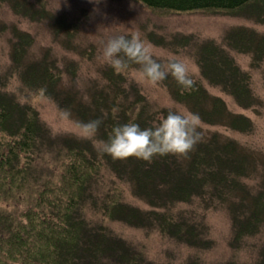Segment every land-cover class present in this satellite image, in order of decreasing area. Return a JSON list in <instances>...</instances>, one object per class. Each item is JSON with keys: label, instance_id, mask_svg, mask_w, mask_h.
Here are the masks:
<instances>
[{"label": "trees", "instance_id": "1", "mask_svg": "<svg viewBox=\"0 0 264 264\" xmlns=\"http://www.w3.org/2000/svg\"><path fill=\"white\" fill-rule=\"evenodd\" d=\"M8 1L15 13L29 20H50L55 39L62 38V21L46 11L43 0L35 5ZM135 1L170 14H242L264 25V0ZM9 36L10 65L0 78V87L16 77L23 89L49 98L79 126L99 120L96 140H106L117 124L131 121L149 127L169 110H155L129 82L125 71L140 67L133 61L120 73L112 67L100 69L101 79L90 81L87 94L79 88L80 67L73 60L60 58L49 47L36 51L35 37L16 26ZM224 42L227 49L249 55L252 70H264V34L237 28L227 33ZM61 43L67 52L78 49L72 41ZM196 57L200 77L192 78L190 90L182 91L172 76L164 79L174 101L198 114L204 126L251 133L252 122L232 113L223 98L206 88L218 89L241 109H258L262 102L253 91L251 72L242 71L229 52L213 42L204 43ZM1 90L0 264H155L110 229L108 225L115 222L205 252L212 243L204 222L187 212H176L179 206L195 201L222 205L229 211L233 250L248 238L263 236L252 264H264V158L227 136L198 126L200 137L187 154L156 155L151 161L133 156L114 159L98 153L89 139L62 138L55 141L61 144L58 164L49 174L38 176L33 170L37 159L51 154L55 142L49 140L51 134L35 109ZM45 147L49 153H42ZM104 171L128 184L132 195L150 209L126 205L116 182L102 200L96 196L94 190ZM98 204L102 221L94 224L87 213ZM235 261L227 264H239Z\"/></svg>", "mask_w": 264, "mask_h": 264}, {"label": "rangeland", "instance_id": "2", "mask_svg": "<svg viewBox=\"0 0 264 264\" xmlns=\"http://www.w3.org/2000/svg\"><path fill=\"white\" fill-rule=\"evenodd\" d=\"M17 1L27 5H35L38 2V0ZM43 3L50 15L62 21L60 23L63 26L60 31L62 38L55 39L54 32L51 30L53 24L50 20L43 22L29 20L23 14L15 13L8 0H0V78L10 65L9 31L12 26L29 32L35 37L36 51L49 47L60 58L67 57L78 64L80 67L79 88L83 93L88 91L91 80L101 79L100 69L110 67L103 62L101 51L107 39L114 35L136 32L144 44L149 47L153 58L162 64L167 62L169 56L181 57L191 78L200 77L196 57L198 50L204 43L213 42L214 45L228 51L242 71L251 72L252 88L261 100L262 107L241 109L231 97L222 94L218 89L206 87L211 95L223 98L232 113L249 119L253 124V131L249 134H239L222 127L204 126L200 122L199 126L205 131L227 136L251 150L259 158H264V70H252L250 56L227 49L224 42L227 33L233 29L248 28L264 34V25L257 24L242 14L223 12L170 14L152 11L135 0H43ZM61 40L72 41V45L78 48L77 51L67 52ZM82 53L86 56L81 55ZM130 67L129 71H125L129 82L139 88L155 110L188 109L185 105L174 101L169 87L164 82V79L171 75H167L161 81L151 83L141 74L140 67ZM1 89L15 95L23 105H29L37 111L41 122L51 134L49 140L60 142L62 138L67 140L72 137L85 139L81 127L72 116L60 110L49 98L34 96L23 89L18 78H13L6 87H0ZM56 143L51 154L37 159L38 162L33 170L38 176L44 173L49 174L58 164L56 155L57 150L61 149V144ZM42 153H49L47 147L43 148ZM113 182L120 184L123 202L126 205L145 211L150 209L132 195L128 184L115 181L105 171L98 178L94 190L96 196H100L102 200L104 193ZM12 210L14 211L13 208ZM99 212V204L98 207L91 206V210L87 213L88 219L94 224L101 223ZM176 212H187L196 220L203 221L212 248L205 252H198L164 238L161 234H149L148 231L129 227L120 222L111 223L108 226L127 244L140 249L146 258L155 264H192V262L194 264H227L234 260L239 264H252L255 261L263 242V236L248 238L245 244L233 250L231 245L233 223L229 211L224 206L206 205L202 201H195L188 206H179Z\"/></svg>", "mask_w": 264, "mask_h": 264}, {"label": "clouds", "instance_id": "3", "mask_svg": "<svg viewBox=\"0 0 264 264\" xmlns=\"http://www.w3.org/2000/svg\"><path fill=\"white\" fill-rule=\"evenodd\" d=\"M103 62L114 72L120 73L133 61L140 66L141 74L151 83L171 75L182 91L190 90L193 80L184 60L176 55L169 56L166 63L154 59L148 46L136 32L117 34L109 37L101 51ZM99 120L80 125L83 138L89 139L100 154L112 158H128L151 161L156 155L174 153L187 154L200 137L198 114L188 109H169L149 127H141L135 122L113 126L106 140H96L95 133Z\"/></svg>", "mask_w": 264, "mask_h": 264}]
</instances>
